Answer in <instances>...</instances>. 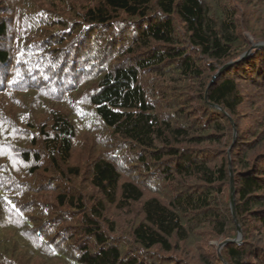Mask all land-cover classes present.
Listing matches in <instances>:
<instances>
[{"label": "trees", "instance_id": "obj_1", "mask_svg": "<svg viewBox=\"0 0 264 264\" xmlns=\"http://www.w3.org/2000/svg\"><path fill=\"white\" fill-rule=\"evenodd\" d=\"M234 1L0 0V99L28 97L0 118V264H264V121L232 140L264 31Z\"/></svg>", "mask_w": 264, "mask_h": 264}, {"label": "rangeland", "instance_id": "obj_2", "mask_svg": "<svg viewBox=\"0 0 264 264\" xmlns=\"http://www.w3.org/2000/svg\"><path fill=\"white\" fill-rule=\"evenodd\" d=\"M234 5L237 6L238 8H242L244 7L245 9L244 10V13L245 15L243 16L244 18V21L246 22V20L251 23L254 24V26L256 27L255 29L258 30L259 32L261 31H264V6L262 5V3H255V2H252V4L250 3H244L242 2L241 0H235L234 1ZM244 22V23H245ZM250 25V24H249ZM257 43H264V42H256L255 44ZM252 48V47H251ZM250 48V49H251ZM246 55L243 54L242 57H245ZM85 62L83 61V64ZM229 64V63H228ZM85 65V64H84ZM227 65V64H226ZM223 68V67H222ZM221 70V69H220ZM50 81H54V79L50 80ZM244 87V94H246V100H245V103L242 107L239 108L238 110V115L237 116H234L233 117V120L235 121V125H232L233 126V130H232V133H233V141L236 140V136H238V134H241V139L243 140H252L254 139L255 137L253 136V133L256 132V130L258 129L259 125H262L263 124V121H264V89L263 90H260L259 89V86L257 87L256 85L254 84H244L243 85ZM28 99V97H24L23 96H15L14 93L12 94H9L7 96H5L4 98H1L0 99V109L2 108V114L0 116L1 120H3L4 122L6 121L5 119V116H8V113L9 114H12L13 111L15 110L16 111H20L22 109H19L18 106H12L10 105L9 106V102L12 103H21V100L19 99ZM31 99L29 100H23L25 102V104L27 103H30ZM8 104V108L6 107ZM11 108H14L11 110ZM32 113H33V118H35V120H37L38 122L40 120H43L45 118V115L42 114V112H37L36 110H32ZM41 114V116H40ZM0 120V121H1ZM87 125V124H86ZM85 125V126H86ZM262 128V127H261ZM237 130V132H236ZM85 131V129L83 130ZM242 133H241V132ZM263 132V131H262ZM262 132H259L258 135H259V138L264 135ZM82 137L81 136V140H82ZM229 137L231 138V133H229L228 131V134H227V137H226V140L229 139ZM87 139V138H85ZM256 139V138H255ZM254 139V140H255ZM253 140V141H254ZM259 139H257V141H255L254 143H259L258 141ZM88 143L86 141H83V142H79L77 143V145H83L84 149H87L88 151H90V149H88V147H91L93 145V141L94 139H87ZM262 144L264 145V142H262ZM261 144V145H262ZM93 147V146H92ZM93 151H90L91 154L92 153H96L95 152V149H93ZM83 151V152H82ZM229 151V150H228ZM75 154H77L78 156H84L83 158V161L85 162V160L87 159V154L84 150H79V149H76L75 151ZM139 164V166H142L140 165V163H137ZM137 173H140L141 174V178L144 177L145 173L141 170L137 172ZM47 193H42L40 192L37 196L41 197L43 195V197L45 198H48L50 199L53 195V193H51V191H46ZM86 193V192H85ZM113 209V208H112ZM135 209V208H134ZM137 215V211L131 215H129V217H125V218H122L121 220V223H120V227H123V230H125L126 226L129 227L131 225V222L134 220V216ZM2 217V215L0 216ZM10 231V232H9ZM4 232H7L8 233V236L11 235L12 236V230H4ZM213 231H211L210 228L207 227V224L203 225L202 226V229L198 230L196 233H200L202 234V239L204 242L203 243V246L205 248H208V251L209 252H213L214 250V247L217 246L220 244L219 241L217 240V238H213L214 237V234L212 233ZM242 240V238L240 239V241ZM196 244V242H191L190 245H186L185 246V249L188 248V249H191L192 250V246ZM31 262L29 264H41L42 262V258L40 256H33V258H31ZM191 261H195L194 259H190ZM46 264V263H45ZM52 264H57V263H52Z\"/></svg>", "mask_w": 264, "mask_h": 264}, {"label": "water", "instance_id": "obj_3", "mask_svg": "<svg viewBox=\"0 0 264 264\" xmlns=\"http://www.w3.org/2000/svg\"><path fill=\"white\" fill-rule=\"evenodd\" d=\"M256 46H264V43L254 44V46L245 55L247 56L252 51V49L255 48ZM231 65H232V63H229V64L223 66V68H221V70L218 73H220L222 70L228 68ZM231 192H232V196H231V208H232L233 216H234V218H236V211H235V189H234V180H233L232 173H231ZM238 228H239V236L234 241H240V239L242 238L241 229H240V227H238ZM228 241H230V240H227L226 242H228Z\"/></svg>", "mask_w": 264, "mask_h": 264}, {"label": "bare ground", "instance_id": "obj_4", "mask_svg": "<svg viewBox=\"0 0 264 264\" xmlns=\"http://www.w3.org/2000/svg\"><path fill=\"white\" fill-rule=\"evenodd\" d=\"M43 18V17H42ZM38 19V18H37ZM136 151V150H135ZM135 158V157H134ZM37 180V179H36ZM35 184V183H34Z\"/></svg>", "mask_w": 264, "mask_h": 264}]
</instances>
